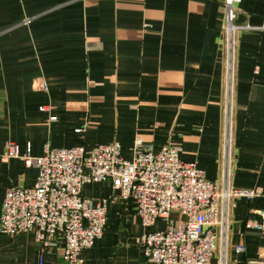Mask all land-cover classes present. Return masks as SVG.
<instances>
[{
    "label": "crops",
    "instance_id": "0c3cea01",
    "mask_svg": "<svg viewBox=\"0 0 264 264\" xmlns=\"http://www.w3.org/2000/svg\"><path fill=\"white\" fill-rule=\"evenodd\" d=\"M224 16V0H0V215L7 189L32 187L38 175L22 158L5 157L10 144L20 155L30 144L39 157L47 143L92 149L119 141L129 159L139 135L154 152L179 146L181 160L220 183ZM237 21L254 28L238 38L232 185L258 195L236 199L226 257L246 264L264 251L255 226V211L264 210V0H242ZM82 195L109 199L104 234L83 252L84 264H157L139 242L146 229L133 202L110 182L86 183ZM167 224L158 220L152 230ZM41 247L35 230L0 231V264H68L62 237L42 259ZM224 250L217 241L213 263Z\"/></svg>",
    "mask_w": 264,
    "mask_h": 264
},
{
    "label": "built area",
    "instance_id": "2783aa9c",
    "mask_svg": "<svg viewBox=\"0 0 264 264\" xmlns=\"http://www.w3.org/2000/svg\"><path fill=\"white\" fill-rule=\"evenodd\" d=\"M242 0H224V42L226 105L224 109L223 180L209 181L195 163L180 159L181 148L167 144L159 152L136 136L132 157L126 158L119 141L85 146L44 147V154L31 155V145L20 155L10 144L5 157H20L26 167L35 166L38 175L32 187L7 189L0 215V231L18 235L35 230L41 243V259L54 238L63 239V258L68 264H84L83 252L94 246L104 234L108 221L109 199L93 200L82 195L83 186L92 182H110L113 193L135 205L146 231L139 240L149 261L157 264H230L226 257L228 226L236 199H250L258 193L232 185L235 166L233 110L235 103L238 38L249 23H240L238 6ZM261 29H264V23ZM45 86V85H44ZM42 107L41 110H45ZM56 120V117H51ZM78 131H82L79 129ZM117 196L113 195V198ZM177 212L186 217L176 223ZM255 226L264 231V210H256ZM169 223L166 229L152 230L158 221ZM225 248L221 259L213 263L217 241ZM244 251V246H237ZM246 264H264V251Z\"/></svg>",
    "mask_w": 264,
    "mask_h": 264
},
{
    "label": "rangeland",
    "instance_id": "374dc122",
    "mask_svg": "<svg viewBox=\"0 0 264 264\" xmlns=\"http://www.w3.org/2000/svg\"><path fill=\"white\" fill-rule=\"evenodd\" d=\"M167 226H168V224H167ZM167 227L166 226H163V229H166ZM159 229V228H158ZM158 229H156V230H158Z\"/></svg>",
    "mask_w": 264,
    "mask_h": 264
}]
</instances>
